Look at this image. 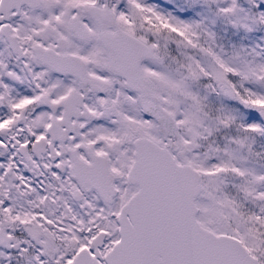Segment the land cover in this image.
<instances>
[{
  "label": "snow or ice",
  "instance_id": "snow-or-ice-1",
  "mask_svg": "<svg viewBox=\"0 0 264 264\" xmlns=\"http://www.w3.org/2000/svg\"><path fill=\"white\" fill-rule=\"evenodd\" d=\"M0 264H264V0H0Z\"/></svg>",
  "mask_w": 264,
  "mask_h": 264
}]
</instances>
